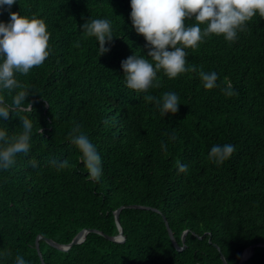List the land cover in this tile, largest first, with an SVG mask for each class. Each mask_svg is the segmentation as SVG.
<instances>
[{"label":"trees","instance_id":"trees-1","mask_svg":"<svg viewBox=\"0 0 264 264\" xmlns=\"http://www.w3.org/2000/svg\"><path fill=\"white\" fill-rule=\"evenodd\" d=\"M10 11L44 19L53 51L18 76L33 110L0 118L9 135L22 131L19 117L34 123L30 152L0 171V253L10 254L0 264H15L17 255L42 264L38 237L45 264H224L222 255L240 264L254 245L245 264H264V19L255 17L235 42L213 35L186 49L196 72L169 79L161 71L160 88L136 93L125 85L122 62L147 56L148 48L132 25L131 0H17ZM90 19L112 23L114 38L102 56L96 38L82 33ZM0 22H10L6 7ZM201 70L217 73L215 89L203 87ZM228 83L231 97L221 91ZM165 92L179 96L175 115H161L144 99ZM77 124L101 157L99 180L69 139ZM217 144L235 146L222 165L208 158ZM64 160L68 167H59ZM121 207L123 243L96 232L69 251L46 241L68 245L87 229L117 236Z\"/></svg>","mask_w":264,"mask_h":264},{"label":"clouds","instance_id":"clouds-1","mask_svg":"<svg viewBox=\"0 0 264 264\" xmlns=\"http://www.w3.org/2000/svg\"><path fill=\"white\" fill-rule=\"evenodd\" d=\"M16 2L0 0V14L5 7L10 12V22H0V118L4 121L13 113L33 110L32 104L26 102L30 93L18 76H27L32 69L42 66L53 51L46 21L35 15L28 17L11 12ZM257 16L264 19V0H131V22L136 33L146 40L148 53L147 56L135 54L122 62L126 87L136 93H148L150 89L161 87L158 79L161 71L169 79L196 72L197 67L188 64L186 49H197L213 35L235 42L239 33L249 31L248 23ZM189 21L194 23L189 24ZM82 33L96 38L100 56L109 51L106 44L114 38L110 20L90 19L83 24ZM199 77L206 90L218 86L215 71L201 70ZM221 91L229 97L235 94L230 83ZM6 95L11 97V102L5 99ZM144 99L154 103L161 115H175L179 111V96L175 92H165L160 98L145 95ZM19 119L22 122L19 133L9 135L6 128H0V171L11 169L19 154L27 155L31 150L33 120L28 116ZM69 139L81 153L90 177L99 180L101 157L80 125L72 128ZM170 139L176 137L173 135ZM162 148L167 150L163 143ZM234 152V145L217 144L212 146L208 158L216 165H222ZM50 163L58 164L55 159ZM30 165L38 167L35 160L30 161ZM59 167L67 168L68 161L59 162ZM177 167L181 173L187 171V165L178 163ZM8 255L7 252L0 253V259ZM15 264L28 262L17 255Z\"/></svg>","mask_w":264,"mask_h":264},{"label":"water","instance_id":"water-1","mask_svg":"<svg viewBox=\"0 0 264 264\" xmlns=\"http://www.w3.org/2000/svg\"><path fill=\"white\" fill-rule=\"evenodd\" d=\"M131 207L133 208H138V209H150V207H146V206H139V205H132ZM123 207L119 208L117 211H116V214H115V217H116V222L118 224V227H119V235L117 236H109V235H106L104 234L103 232L101 231H98V230H91V229H87V230H83L81 232H79L75 238L73 239V241L68 244V245H61V244H58L57 242L53 241L52 239H49L47 238L46 241L49 245L59 249V250H63V251H69L73 246L75 245H79L81 243H83V241L85 240L86 236L88 233L90 232H96V233H100V234H103L106 238L112 240V241H115V242H119V243H123L125 242L126 240V236L124 234V230H123V227L120 223V212L122 210ZM157 212H159L157 209H153ZM166 225H167V229H168V232H169V235H170V238L174 244V246L176 247V249H178L179 251H183L186 246L184 245L183 247H180L175 236H174V233L172 231V229L170 228L169 226V223L166 222ZM186 234L187 232L184 233L183 237H182V241L183 243L186 242ZM41 239V237H38L37 240H36V248L38 250V253H39V256L41 258V261H42V264H45L44 262V259L42 257V253L40 251V245H39V240ZM264 244L262 245H259V246H263ZM256 247V245L254 246H251L249 249L245 250L241 256V260H240V264H245V262L250 258V256L252 255V252H253V249ZM222 259H223V262L224 264H228L227 260L225 259V256L222 255Z\"/></svg>","mask_w":264,"mask_h":264}]
</instances>
